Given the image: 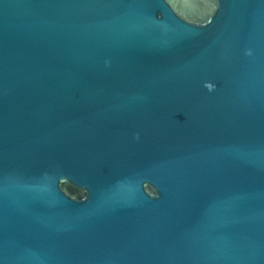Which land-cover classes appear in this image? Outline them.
I'll list each match as a JSON object with an SVG mask.
<instances>
[{"label":"water","instance_id":"1","mask_svg":"<svg viewBox=\"0 0 264 264\" xmlns=\"http://www.w3.org/2000/svg\"><path fill=\"white\" fill-rule=\"evenodd\" d=\"M0 264H264V0H0Z\"/></svg>","mask_w":264,"mask_h":264}]
</instances>
